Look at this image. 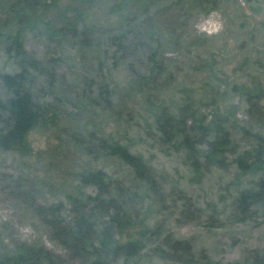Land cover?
Returning a JSON list of instances; mask_svg holds the SVG:
<instances>
[{"label": "rangeland", "instance_id": "obj_1", "mask_svg": "<svg viewBox=\"0 0 264 264\" xmlns=\"http://www.w3.org/2000/svg\"><path fill=\"white\" fill-rule=\"evenodd\" d=\"M12 1L0 0V21L8 19ZM58 2L50 17L68 3L79 5L81 29H97L90 48L81 46L82 30L52 45L33 33L26 37L27 48L41 57L63 54L56 85L45 96L57 118L29 134L30 153L0 147V261L22 244L44 245L65 264H253L264 257V205L247 222L234 217L240 193L259 175L240 172L230 160L225 167L204 158L195 163L184 144L164 139L155 120L165 111L184 114L198 139L225 128L233 147L250 143L256 125L246 93L264 86V0ZM212 14L222 30L212 36L197 32L195 25ZM114 39L122 43L118 50ZM6 48L0 36V74L17 70ZM144 75L152 78L151 86H145ZM46 82L39 79L34 90ZM7 96L0 80V99ZM101 138L142 156L161 191L150 190L121 159L96 154ZM90 169H102L115 181L113 193L132 216V226L117 239L140 240L138 255L74 259L39 214V206L62 205V216L72 221L75 199L91 207L87 198L95 189L81 181ZM93 219L102 230L106 218ZM169 236L191 242L193 260L189 253L174 258L165 246Z\"/></svg>", "mask_w": 264, "mask_h": 264}, {"label": "trees", "instance_id": "obj_2", "mask_svg": "<svg viewBox=\"0 0 264 264\" xmlns=\"http://www.w3.org/2000/svg\"><path fill=\"white\" fill-rule=\"evenodd\" d=\"M59 6L58 0H13L8 8V19L0 21V36L4 37L7 52L17 66L14 72L0 74V80L8 91V96L0 99V147L4 150L30 153L32 147L29 134L47 127L57 118L52 104L45 96L56 85V74L63 54L57 50L54 55L47 53L41 57L36 51L27 48L28 34H36L40 40L44 39L52 45L82 30L81 46L90 48L93 45L91 37L97 25L85 24L81 29L82 13L78 9L79 5L74 9L69 3L65 9L56 8L57 13L50 17L48 11ZM113 45L116 50L122 47L119 39H114ZM136 49L137 45L132 46L131 50ZM42 78H46L47 86L35 91V83ZM141 79L145 86H151V77L144 75ZM108 90L107 86H101L100 92L106 94L105 98H109ZM246 101L248 113L256 126L252 128L250 143L243 148L233 147L230 134L225 128L213 137L202 131L200 139L196 138L187 128L188 119L184 114L176 117L165 111L155 119L164 139L184 144L195 163L204 158L209 164L225 167L230 160L240 172L259 175L258 180L242 190L237 199L234 217L242 223L254 216L257 207L264 205V86L248 90ZM101 153L121 159L133 168L138 179L146 183L150 190L161 191L152 167L142 156L133 154L127 146L115 139L101 138L96 154ZM81 181L92 186L95 193L87 198L91 202L89 208L81 200L75 199L78 214L72 221L62 216V205L48 208L39 206L38 212L51 227L53 237L68 248L72 258L82 261H88L93 256L130 258L138 255L143 248L140 240L120 242L117 239V236L132 226V216L128 207L124 206L125 202L120 199L122 197L113 193L115 181L102 169L83 172ZM122 189L126 190L123 186ZM96 215L106 218L102 230L96 227L93 219ZM165 246L173 252L174 258L181 259L182 253H189L191 260L194 258L193 246L187 240L169 236ZM202 257L211 263L206 255ZM0 264H65V260L44 245L22 244L2 259ZM253 264H264V257L259 256Z\"/></svg>", "mask_w": 264, "mask_h": 264}, {"label": "clouds", "instance_id": "obj_3", "mask_svg": "<svg viewBox=\"0 0 264 264\" xmlns=\"http://www.w3.org/2000/svg\"><path fill=\"white\" fill-rule=\"evenodd\" d=\"M195 28L199 33L212 36L214 34H218L222 30V22L216 16V14H212V16H210L208 19L197 23Z\"/></svg>", "mask_w": 264, "mask_h": 264}]
</instances>
